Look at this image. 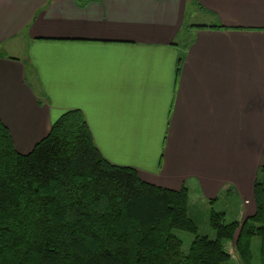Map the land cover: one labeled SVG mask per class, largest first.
Wrapping results in <instances>:
<instances>
[{
	"label": "crops",
	"instance_id": "1",
	"mask_svg": "<svg viewBox=\"0 0 264 264\" xmlns=\"http://www.w3.org/2000/svg\"><path fill=\"white\" fill-rule=\"evenodd\" d=\"M190 5L200 15L187 25ZM70 110L145 181L254 201L264 0H0V119L16 149Z\"/></svg>",
	"mask_w": 264,
	"mask_h": 264
},
{
	"label": "trees",
	"instance_id": "2",
	"mask_svg": "<svg viewBox=\"0 0 264 264\" xmlns=\"http://www.w3.org/2000/svg\"><path fill=\"white\" fill-rule=\"evenodd\" d=\"M254 204L243 221L213 210L208 222L216 237L201 235L189 188L156 185L109 162L82 111L62 114L27 154L0 119V264H225L232 259L225 240L235 242L242 264H254L256 238L264 264V165ZM175 230L195 235L187 253Z\"/></svg>",
	"mask_w": 264,
	"mask_h": 264
},
{
	"label": "rangeland",
	"instance_id": "3",
	"mask_svg": "<svg viewBox=\"0 0 264 264\" xmlns=\"http://www.w3.org/2000/svg\"><path fill=\"white\" fill-rule=\"evenodd\" d=\"M193 10L194 9L192 5H190L187 13V25L195 21L197 19L196 14H199L195 12L193 13ZM198 192V190L190 191L189 213L190 216L197 221L199 225V234L201 235H209L212 238L216 237V231L209 225L208 222L213 210L226 211L228 220L239 219L240 221H243L246 217L250 216L253 213V210H250L251 207H254V201L251 198L246 200L244 199L242 206L238 204L235 199H229V201L226 200L228 202H217L216 204L211 205L209 203V200L203 198L201 196V192ZM175 233L181 240H183V250L185 253H187L190 249L192 241L195 238V235L183 230H175ZM224 244L225 249L232 254V259L225 264H242L235 248V242L225 240ZM253 253L254 264H261L259 255V240L257 238L254 242Z\"/></svg>",
	"mask_w": 264,
	"mask_h": 264
}]
</instances>
